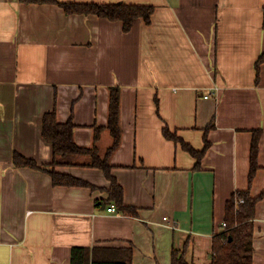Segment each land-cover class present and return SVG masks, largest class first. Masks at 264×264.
<instances>
[{"label":"crops","instance_id":"1","mask_svg":"<svg viewBox=\"0 0 264 264\" xmlns=\"http://www.w3.org/2000/svg\"><path fill=\"white\" fill-rule=\"evenodd\" d=\"M56 1L153 12L149 24L138 19L124 32L120 21L0 0V264H70L73 247H131L132 264H171L185 244L188 264H210L236 191L260 197L252 264H264V62L255 69L264 0ZM115 88L120 142L110 173L135 218L107 211L110 182L90 156L60 157L53 170L93 189L53 185L47 172L53 151L43 115L71 120L74 143L104 158ZM165 128L203 151L200 161ZM255 131L258 169L249 182ZM15 153L39 169L15 167Z\"/></svg>","mask_w":264,"mask_h":264},{"label":"trees","instance_id":"2","mask_svg":"<svg viewBox=\"0 0 264 264\" xmlns=\"http://www.w3.org/2000/svg\"><path fill=\"white\" fill-rule=\"evenodd\" d=\"M24 4H53L63 9L67 15H94L109 21H120L124 32H128L134 22L142 19L146 24L150 23L153 12L152 6L131 5L124 3L102 4V3H74L58 2L56 0H19ZM264 62V55H260L255 63L258 73L260 64ZM258 74L256 75V77ZM119 90H111L109 102V123L108 128L113 138L111 147L107 150L105 157L100 158L93 148H83L74 143L71 120L66 123H58L54 111L45 113L42 117V137L52 146L53 161L49 164L52 169L47 171L53 185L93 187L88 183L67 175L54 172L53 167L61 163L58 159L66 156L88 155L91 158L90 167H97L104 172L106 179L110 182L108 198L104 205H113L120 214L129 217H138L136 208L126 206L123 203V191L116 179L111 175L109 159L120 142L119 127ZM163 134L166 138L175 141L177 144L200 161L203 151H195L190 145L183 142L177 136L165 128ZM260 132L255 131L252 137L250 150V175L249 182L257 167V153ZM97 136H95V141ZM206 146V144H205ZM15 167H29L39 169L33 160L24 158L18 154L13 155ZM48 166H46L47 168ZM45 168V169H46ZM45 171L44 168H40ZM258 198H254L248 191H236L227 201L225 206L224 223L226 227L212 239L211 263L210 264H252V238L253 219ZM173 250L171 264H188L184 259V251ZM131 247H73L71 249L70 264H132Z\"/></svg>","mask_w":264,"mask_h":264},{"label":"built area","instance_id":"3","mask_svg":"<svg viewBox=\"0 0 264 264\" xmlns=\"http://www.w3.org/2000/svg\"><path fill=\"white\" fill-rule=\"evenodd\" d=\"M204 98H208V96H204ZM107 211L110 212V213H114V212H116L115 207H114L113 205H111V206L107 209ZM222 227L225 228V227H226V224L223 223V224H222Z\"/></svg>","mask_w":264,"mask_h":264}]
</instances>
